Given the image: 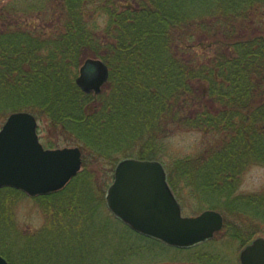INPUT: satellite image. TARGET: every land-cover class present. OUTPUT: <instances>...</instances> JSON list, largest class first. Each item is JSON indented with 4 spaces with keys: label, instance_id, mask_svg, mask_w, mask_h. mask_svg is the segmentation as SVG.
Listing matches in <instances>:
<instances>
[{
    "label": "trees",
    "instance_id": "1",
    "mask_svg": "<svg viewBox=\"0 0 264 264\" xmlns=\"http://www.w3.org/2000/svg\"><path fill=\"white\" fill-rule=\"evenodd\" d=\"M88 57L107 67L99 91L77 82ZM17 110L35 115L44 145L79 146L82 169L37 196L47 222L30 247L3 246L9 264H126L153 247L100 230L99 214L117 217L93 161L110 173L126 157L159 160L174 192L201 197L229 228L257 197L236 193L241 173L264 165V0L2 1L0 125ZM188 130L202 133L201 150L165 158L166 139Z\"/></svg>",
    "mask_w": 264,
    "mask_h": 264
},
{
    "label": "water",
    "instance_id": "2",
    "mask_svg": "<svg viewBox=\"0 0 264 264\" xmlns=\"http://www.w3.org/2000/svg\"><path fill=\"white\" fill-rule=\"evenodd\" d=\"M107 67L88 57L79 67L77 82L85 90L99 91ZM38 121L26 110L10 112L0 126V188L10 186L30 196L62 188L81 169L79 146L45 147ZM110 211L142 234L173 246H190L211 238L223 225V215L205 209L182 215L163 164L156 159L126 157L118 161L106 190ZM242 264H264V239L255 238L241 251ZM0 264H9L0 254Z\"/></svg>",
    "mask_w": 264,
    "mask_h": 264
},
{
    "label": "rangeland",
    "instance_id": "3",
    "mask_svg": "<svg viewBox=\"0 0 264 264\" xmlns=\"http://www.w3.org/2000/svg\"><path fill=\"white\" fill-rule=\"evenodd\" d=\"M2 1L5 0H0V5ZM52 137L57 138L56 136ZM203 143L204 137L200 131H178L165 141V158L170 160L175 157L195 155L201 150ZM63 146L72 145L63 144L57 147ZM108 168L110 167L105 162L93 161V163H89V170L92 171L95 179L98 177V180L101 182L102 179L105 180L108 177V180L105 182L107 183L105 195L114 173V170L107 173ZM262 191H264V165H250L241 173L236 193L238 195H246L257 194ZM173 193L181 205V213L183 215H196L205 209H212L207 207L201 197L192 195L187 189L181 188L175 192L173 191ZM104 206L109 211L106 200ZM44 208L37 196H30L18 190H1L0 250L4 247L11 248L10 250L15 255L21 247H30L29 236L34 235L36 231L42 229L47 222ZM245 208L243 210L244 213H240L239 219L237 216H231L229 228L224 227L223 224V227L216 233V236L189 247L171 246L161 241L151 243V240L139 239L136 235L125 232L133 230L115 217H112L109 221L107 220L106 225H104L105 218L103 213L99 214L96 220L101 231H108L110 233L105 235V237L111 238L112 236L114 238L113 243H116L120 234H123L140 245H145L147 242H150L147 244H154L153 247L145 245L141 249H138L139 252L130 257L126 264H133L135 262L136 264H239L237 257L239 256L242 244L232 237V235H229V231H232L234 223H239L238 225L243 231H248V228L252 230L260 229L262 231L264 229V218L261 217V211L259 210L258 215L257 209L253 208L252 204L248 208ZM82 229H84L83 231H92L88 226ZM245 233L244 236L246 235ZM209 254L215 256L213 262L208 261ZM221 256L224 258L223 263L219 261Z\"/></svg>",
    "mask_w": 264,
    "mask_h": 264
},
{
    "label": "flooded vegetation",
    "instance_id": "4",
    "mask_svg": "<svg viewBox=\"0 0 264 264\" xmlns=\"http://www.w3.org/2000/svg\"><path fill=\"white\" fill-rule=\"evenodd\" d=\"M257 197L256 201L252 204L253 208L257 209V214L259 215V212L261 211L262 216L264 218V191L255 194ZM260 210V211H259ZM256 214V213H255ZM260 217V216H259ZM237 218L239 219V216L237 215ZM239 223L235 222L234 226L232 228V237H234L238 242H241L242 246H241V250L239 252V256L237 257V260L239 261V264L241 263V251L243 250L244 247H246L250 242H252L255 238L257 237H261L264 239V229L263 231L260 229H249L248 231H243V229H240ZM244 232H246L245 236H244ZM220 263L224 262V258L223 256L220 257Z\"/></svg>",
    "mask_w": 264,
    "mask_h": 264
}]
</instances>
